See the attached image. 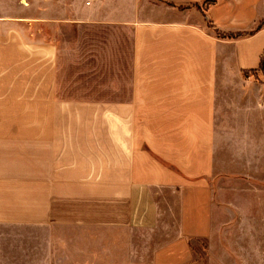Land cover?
Segmentation results:
<instances>
[{
	"label": "crops",
	"instance_id": "obj_1",
	"mask_svg": "<svg viewBox=\"0 0 264 264\" xmlns=\"http://www.w3.org/2000/svg\"><path fill=\"white\" fill-rule=\"evenodd\" d=\"M263 54L264 0H0V264H264Z\"/></svg>",
	"mask_w": 264,
	"mask_h": 264
},
{
	"label": "rangeland",
	"instance_id": "obj_2",
	"mask_svg": "<svg viewBox=\"0 0 264 264\" xmlns=\"http://www.w3.org/2000/svg\"><path fill=\"white\" fill-rule=\"evenodd\" d=\"M220 241L221 236H219L218 239H213L208 244H203L200 246L198 245L197 247H195L196 258L193 264H248L246 261H243L240 258L238 259L237 256H235V254L232 252L231 248H223L222 246H220ZM240 250L241 252L243 251L242 249ZM226 251H228L229 255L228 253H226Z\"/></svg>",
	"mask_w": 264,
	"mask_h": 264
},
{
	"label": "trees",
	"instance_id": "obj_3",
	"mask_svg": "<svg viewBox=\"0 0 264 264\" xmlns=\"http://www.w3.org/2000/svg\"><path fill=\"white\" fill-rule=\"evenodd\" d=\"M219 34H221V36H225V37H232L233 35H229V34H226V33H222V32H219ZM260 69L264 72V54H263V57H262V62H261V66H260ZM246 74H248V72H246Z\"/></svg>",
	"mask_w": 264,
	"mask_h": 264
}]
</instances>
